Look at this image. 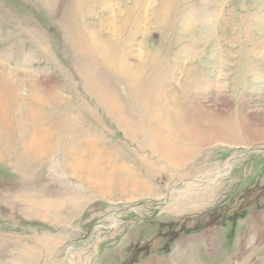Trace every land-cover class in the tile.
I'll list each match as a JSON object with an SVG mask.
<instances>
[{"label": "rangeland", "instance_id": "rangeland-1", "mask_svg": "<svg viewBox=\"0 0 264 264\" xmlns=\"http://www.w3.org/2000/svg\"><path fill=\"white\" fill-rule=\"evenodd\" d=\"M262 203L264 0H0V264H264Z\"/></svg>", "mask_w": 264, "mask_h": 264}, {"label": "trees", "instance_id": "trees-1", "mask_svg": "<svg viewBox=\"0 0 264 264\" xmlns=\"http://www.w3.org/2000/svg\"><path fill=\"white\" fill-rule=\"evenodd\" d=\"M252 193V192H251ZM259 207H264V203L258 205ZM224 211L221 208V206H217L216 208H214L213 210L205 213L203 216L199 217V222L197 223V225H194L195 227H191L188 230L184 231L183 234H188V233H192V232H200L201 230L208 228L210 226H213L215 224H219L220 223V219L223 218L224 215ZM224 223V221L222 222ZM221 223V224H222ZM188 228V227H187ZM165 237H171L168 234H165ZM165 251L169 250V246L166 245V248H163ZM152 252L151 250L149 251L148 249H143L142 253H139L141 255H137L135 260L133 261H126L124 264H135L137 263L141 258L149 255V253Z\"/></svg>", "mask_w": 264, "mask_h": 264}, {"label": "crops", "instance_id": "crops-1", "mask_svg": "<svg viewBox=\"0 0 264 264\" xmlns=\"http://www.w3.org/2000/svg\"><path fill=\"white\" fill-rule=\"evenodd\" d=\"M257 216H260V215H257ZM205 234V233H204ZM100 247V245L98 246V248Z\"/></svg>", "mask_w": 264, "mask_h": 264}]
</instances>
